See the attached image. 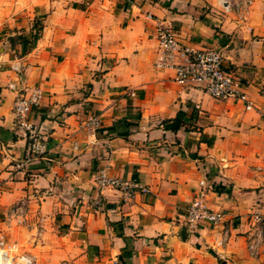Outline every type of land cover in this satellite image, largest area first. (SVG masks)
I'll use <instances>...</instances> for the list:
<instances>
[{
  "label": "crops",
  "instance_id": "crops-1",
  "mask_svg": "<svg viewBox=\"0 0 264 264\" xmlns=\"http://www.w3.org/2000/svg\"><path fill=\"white\" fill-rule=\"evenodd\" d=\"M245 20L216 0H0V234L36 264H264V245L247 250L264 216V0ZM158 24L223 51L253 107L156 69ZM33 89L43 148L21 163L12 108ZM99 171L142 189L127 199ZM196 199L222 220L189 226Z\"/></svg>",
  "mask_w": 264,
  "mask_h": 264
},
{
  "label": "built area",
  "instance_id": "built-area-1",
  "mask_svg": "<svg viewBox=\"0 0 264 264\" xmlns=\"http://www.w3.org/2000/svg\"><path fill=\"white\" fill-rule=\"evenodd\" d=\"M253 2L254 0H216L224 14L233 13L240 22L246 19ZM148 18H151L150 15ZM155 38L157 50L153 65L156 69L169 70L174 82L195 86L219 100L239 101L243 103L245 109L253 107V102L243 90L241 81L235 76L234 70L225 64L219 49L185 44L171 27L163 24L156 26ZM15 69L18 70V66ZM41 98V92L33 89L29 93H19L13 102L15 130L26 140L21 163L34 159L42 152L41 128L28 118L31 108L38 106ZM89 123L96 127L99 121L93 117L89 119ZM96 181L101 186H109L120 191L127 199L134 198L139 189H142L135 180L109 176L103 171L98 172ZM13 212L14 209L11 210V213ZM222 217V212L211 210L196 199L187 206L185 221L191 227L201 223L216 225ZM249 221L251 235L247 241V250L251 256H255L264 245V216L252 212ZM0 264H36V261L22 245L9 241L0 234Z\"/></svg>",
  "mask_w": 264,
  "mask_h": 264
},
{
  "label": "trees",
  "instance_id": "trees-1",
  "mask_svg": "<svg viewBox=\"0 0 264 264\" xmlns=\"http://www.w3.org/2000/svg\"><path fill=\"white\" fill-rule=\"evenodd\" d=\"M36 37V35L34 34L33 36H32V38L34 39ZM17 41H18V43H20L21 44V46H22V52L25 50V46L27 45V43H29V40L28 39H26L23 35H19L18 37H17ZM172 123H173V129L175 130V129H177V128H179L180 127V117H176V118H174L173 120H172Z\"/></svg>",
  "mask_w": 264,
  "mask_h": 264
},
{
  "label": "water",
  "instance_id": "water-1",
  "mask_svg": "<svg viewBox=\"0 0 264 264\" xmlns=\"http://www.w3.org/2000/svg\"><path fill=\"white\" fill-rule=\"evenodd\" d=\"M221 55H222L223 58H226L223 51H221Z\"/></svg>",
  "mask_w": 264,
  "mask_h": 264
},
{
  "label": "rangeland",
  "instance_id": "rangeland-1",
  "mask_svg": "<svg viewBox=\"0 0 264 264\" xmlns=\"http://www.w3.org/2000/svg\"><path fill=\"white\" fill-rule=\"evenodd\" d=\"M248 20V19H247ZM247 20H244V21H247ZM61 264H69L68 262H66V263H61Z\"/></svg>",
  "mask_w": 264,
  "mask_h": 264
}]
</instances>
